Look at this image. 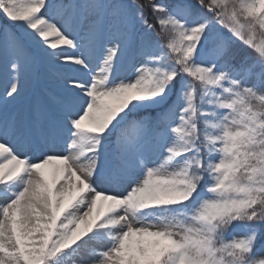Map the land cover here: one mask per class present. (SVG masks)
I'll list each match as a JSON object with an SVG mask.
<instances>
[{
	"label": "snow or ice",
	"instance_id": "6c2138e0",
	"mask_svg": "<svg viewBox=\"0 0 264 264\" xmlns=\"http://www.w3.org/2000/svg\"><path fill=\"white\" fill-rule=\"evenodd\" d=\"M0 16V264H264V0Z\"/></svg>",
	"mask_w": 264,
	"mask_h": 264
},
{
	"label": "rangeland",
	"instance_id": "374dc122",
	"mask_svg": "<svg viewBox=\"0 0 264 264\" xmlns=\"http://www.w3.org/2000/svg\"><path fill=\"white\" fill-rule=\"evenodd\" d=\"M141 2H142V0H141ZM146 15L148 16V20L151 23L152 17H151V14L147 10H146ZM5 24H7V21H5L4 18L2 16H0V25H5ZM3 77H4L3 69L0 68V81L3 80ZM35 87L38 90L40 87H42V85L37 84V85H35ZM3 91H4L3 83L0 82V93H3Z\"/></svg>",
	"mask_w": 264,
	"mask_h": 264
},
{
	"label": "trees",
	"instance_id": "16d2710c",
	"mask_svg": "<svg viewBox=\"0 0 264 264\" xmlns=\"http://www.w3.org/2000/svg\"><path fill=\"white\" fill-rule=\"evenodd\" d=\"M151 22H152V20H151Z\"/></svg>",
	"mask_w": 264,
	"mask_h": 264
}]
</instances>
